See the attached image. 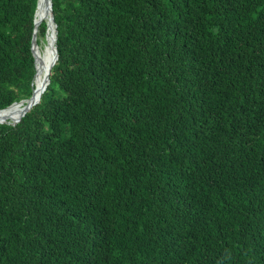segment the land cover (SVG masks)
Listing matches in <instances>:
<instances>
[{
    "label": "trees",
    "instance_id": "obj_1",
    "mask_svg": "<svg viewBox=\"0 0 264 264\" xmlns=\"http://www.w3.org/2000/svg\"><path fill=\"white\" fill-rule=\"evenodd\" d=\"M36 5L0 0V111ZM51 6L49 84L0 121V264H264V0Z\"/></svg>",
    "mask_w": 264,
    "mask_h": 264
},
{
    "label": "bare ground",
    "instance_id": "obj_2",
    "mask_svg": "<svg viewBox=\"0 0 264 264\" xmlns=\"http://www.w3.org/2000/svg\"><path fill=\"white\" fill-rule=\"evenodd\" d=\"M49 6V0H38V5L34 16L36 29L43 21L49 23L47 33L49 32L50 38L45 49L43 48V52H40L37 44L34 48L36 74L33 82V94L31 102L27 101L26 103H17L5 110L0 111V121L6 118L10 119L11 123L18 121L25 108L33 101H38L48 85L49 66L54 55L53 46L55 34L54 27L50 23L51 14Z\"/></svg>",
    "mask_w": 264,
    "mask_h": 264
},
{
    "label": "water",
    "instance_id": "obj_3",
    "mask_svg": "<svg viewBox=\"0 0 264 264\" xmlns=\"http://www.w3.org/2000/svg\"><path fill=\"white\" fill-rule=\"evenodd\" d=\"M49 4H50V14H51V18H50V23L53 25V27H54V46H53V52H54V58H53V61H52V64H51V66H50V68H49V75H50V73H51V70H52V68H53V66H54V64L56 63V60H57V52H56V46H55V41H56V26H55V24H54V20H53V16H52V6H51V0H49ZM37 5H38V0H37ZM37 5H36V9H37ZM36 12V11H35ZM35 16V15H34ZM46 25H47V31H48V28H49V23L48 22H46ZM34 27H35V29H34V33H33V37H32V46H31V53H32V57H33V59H34V68H35V74H36V67H35V57H34V48L36 47V32H37V29H36V25H35V22H34ZM45 40H46V42H47V32H46V35H45ZM34 79H35V75H34ZM33 82H34V80H33ZM48 84H49V76H48ZM32 94H33V91H32ZM32 94H31V97L28 99V100H25V101H30L31 102V99H32ZM40 100V99H39ZM39 100L38 101H33L30 105H28L26 108H25V110L23 111V113H22V115L20 116V118L18 119V121H16L15 123H13V124H8V125H10V126H12V127H14V126H16L18 123H19V121L24 117V115L26 114V113H28L30 110H31V108L32 107H34L36 104H38L39 103ZM25 101H21V102H25ZM20 103V102H19ZM0 124H2V123H0ZM4 124H6V123H4Z\"/></svg>",
    "mask_w": 264,
    "mask_h": 264
},
{
    "label": "rangeland",
    "instance_id": "obj_4",
    "mask_svg": "<svg viewBox=\"0 0 264 264\" xmlns=\"http://www.w3.org/2000/svg\"><path fill=\"white\" fill-rule=\"evenodd\" d=\"M44 22V21H43ZM46 22V21H45ZM49 41V32H48V37H47V42L46 40H42L39 44V46L37 45V47L39 48L40 52H43V50L45 49L47 43ZM37 44V43H36ZM44 48V49H43ZM10 120V119H9Z\"/></svg>",
    "mask_w": 264,
    "mask_h": 264
}]
</instances>
